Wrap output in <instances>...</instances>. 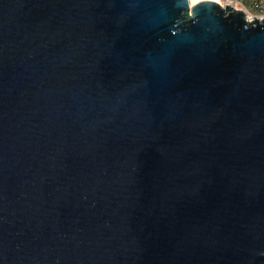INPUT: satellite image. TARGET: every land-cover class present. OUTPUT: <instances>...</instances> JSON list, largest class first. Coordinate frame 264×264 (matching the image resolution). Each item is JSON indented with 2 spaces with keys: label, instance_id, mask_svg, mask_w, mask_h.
I'll list each match as a JSON object with an SVG mask.
<instances>
[{
  "label": "water",
  "instance_id": "water-1",
  "mask_svg": "<svg viewBox=\"0 0 264 264\" xmlns=\"http://www.w3.org/2000/svg\"><path fill=\"white\" fill-rule=\"evenodd\" d=\"M0 264H264V16L0 0Z\"/></svg>",
  "mask_w": 264,
  "mask_h": 264
},
{
  "label": "built area",
  "instance_id": "built-area-1",
  "mask_svg": "<svg viewBox=\"0 0 264 264\" xmlns=\"http://www.w3.org/2000/svg\"><path fill=\"white\" fill-rule=\"evenodd\" d=\"M223 4H230L238 9H243L248 17H255L254 12L264 13V0H253V4L247 6L243 0H221Z\"/></svg>",
  "mask_w": 264,
  "mask_h": 264
},
{
  "label": "rangeland",
  "instance_id": "rangeland-1",
  "mask_svg": "<svg viewBox=\"0 0 264 264\" xmlns=\"http://www.w3.org/2000/svg\"><path fill=\"white\" fill-rule=\"evenodd\" d=\"M243 2L247 5L250 6L253 4V0H243ZM254 15H256L257 17H262L264 16V13H257L256 11L254 12ZM250 19H253V17H250Z\"/></svg>",
  "mask_w": 264,
  "mask_h": 264
},
{
  "label": "bare ground",
  "instance_id": "bare-ground-1",
  "mask_svg": "<svg viewBox=\"0 0 264 264\" xmlns=\"http://www.w3.org/2000/svg\"><path fill=\"white\" fill-rule=\"evenodd\" d=\"M192 2V4L196 3L197 1H200V0H190ZM215 1H221V0H215ZM250 19V17H248Z\"/></svg>",
  "mask_w": 264,
  "mask_h": 264
}]
</instances>
